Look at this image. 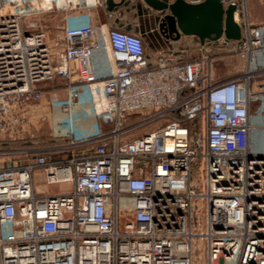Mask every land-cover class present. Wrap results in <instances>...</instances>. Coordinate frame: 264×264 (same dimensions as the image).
<instances>
[{"label":"built area","instance_id":"built-area-1","mask_svg":"<svg viewBox=\"0 0 264 264\" xmlns=\"http://www.w3.org/2000/svg\"><path fill=\"white\" fill-rule=\"evenodd\" d=\"M49 1L0 0V136L30 123L42 84L68 82L63 102L49 100L61 112L52 136L65 142L17 151L37 156L0 168V264H264V154L255 144L264 130V26L240 0H222L237 6L239 41L198 40L192 49L181 38L150 54L142 35L90 15L52 43L32 19L102 0ZM226 61L235 74L216 76ZM86 105L113 129L76 139ZM141 128L149 130L132 134ZM53 150L70 158L54 161ZM37 172L43 184L69 188L38 195Z\"/></svg>","mask_w":264,"mask_h":264},{"label":"crops","instance_id":"crops-1","mask_svg":"<svg viewBox=\"0 0 264 264\" xmlns=\"http://www.w3.org/2000/svg\"><path fill=\"white\" fill-rule=\"evenodd\" d=\"M45 8H49L51 2L49 0H40ZM71 5L77 4L78 0H70ZM119 3L121 0H115ZM241 5L246 7L248 11L249 17V9L257 10L261 9L264 12V0H240ZM159 14L153 12L143 0H125V3L117 8L114 11L110 12L106 7V0H102V4L95 8H79L74 7L70 10H61V9H52L46 14L37 16L32 20L40 22L43 25V22L48 19V22H53L55 19L60 16V23L62 26V30L65 25L69 22H75L77 24H85L91 21L90 15L95 19L96 22L101 25H105V28H122L126 31L136 34L142 35L145 47L148 53L153 54L154 52L166 50L170 46L173 45V42L167 38H165L158 29L159 25ZM156 19L153 21L150 18L155 17ZM47 18V19H46ZM250 21L255 25L264 26V13L259 20L255 21V23ZM45 25V24H44ZM43 25V26H44ZM45 25L44 27H46ZM181 41H189L191 44V48L194 49L196 44L198 43V39L196 37H182ZM181 41L178 45L181 44ZM103 59H105L104 54H97L95 57L96 66L101 67ZM64 95L61 97L59 95H51L50 92L45 93V97L43 102L36 107L35 112H33L30 123L24 128L22 132H20L17 136L13 137L9 136H0V168H4L7 165L11 164L14 166H21L25 164H29V159L26 154L17 153L20 151L19 149H11L4 148L2 144H4V140L7 138L8 140L21 139V135L24 133H30V129H34V124L37 123L41 115L46 116L48 118L49 127L52 129L57 123L58 119L61 116V112L59 110V105L57 104L55 107L50 105L51 98H57L59 102H63L66 98V91H63ZM87 105L79 107L80 112V121L79 127L74 130V135L76 139H85V138H94L98 137L100 133L105 129L102 127V124L99 122L97 118L92 115H87L85 113ZM32 125V127H31ZM34 131V130H33ZM37 131V130H36ZM37 134V133H36ZM34 137V135H32ZM38 137V136H37ZM8 142V141H7ZM9 143V142H8ZM46 147V146H44ZM40 147V148H44ZM31 149V148H28ZM24 150V149H23ZM29 162V163H28ZM41 181H42V173H41ZM42 183V182H41ZM43 184V183H42ZM35 192L38 195H42V193L36 190L34 186ZM43 192V191H42Z\"/></svg>","mask_w":264,"mask_h":264},{"label":"water","instance_id":"water-1","mask_svg":"<svg viewBox=\"0 0 264 264\" xmlns=\"http://www.w3.org/2000/svg\"><path fill=\"white\" fill-rule=\"evenodd\" d=\"M155 13L159 14V32L171 41L182 37H196L201 44L216 41L222 37L239 41L243 28L235 19L237 6L225 5L222 0H205L201 4H190L186 0H143ZM106 0L107 10L112 12L123 5Z\"/></svg>","mask_w":264,"mask_h":264},{"label":"rangeland","instance_id":"rangeland-1","mask_svg":"<svg viewBox=\"0 0 264 264\" xmlns=\"http://www.w3.org/2000/svg\"><path fill=\"white\" fill-rule=\"evenodd\" d=\"M263 11L261 9H257V10H250L249 9V17L251 18V20L255 23V21L259 20L260 17H262L263 15ZM248 14V11H247ZM47 19V18H46ZM60 19L61 17L58 16L55 21L53 22H48V19L46 21L43 22V25H47L46 28L49 31V35H50V39L52 43H56L60 38H62L63 36V30H62V26L60 23ZM151 20H155V17H151ZM44 25V26H45ZM236 64H240V63H244L242 61H236ZM234 63L231 65L230 62H224V66L220 69L216 71V76H223V78H229L232 77L235 72L231 71V67H233ZM67 85V84H66ZM63 91H65V88L62 89H55V90H51V95H59V96H63L64 93ZM38 122L37 123H33L34 124V129H30V133H24L23 135H21V139L17 138L14 139L12 141H29V140H37L35 141V147L40 148V147H44L47 145H51L53 146V144H48L47 141L51 142V139H54V137L52 136L53 133V129H50V125L48 122V118H39L37 119ZM102 127L105 128V131H111L113 129V125L111 124H104L101 123ZM32 127V125H31ZM146 129V130H145ZM34 130V131H33ZM37 130V131H36ZM149 129L147 128H141L139 130H136L134 132H132V134L136 135H141L144 132L148 131ZM37 133V134H36ZM32 135H34V137H32ZM38 136V137H37ZM39 140V141H38ZM4 141H11L8 140L7 138ZM41 143H44V145H41ZM255 144L257 145V152L264 154V130H260L258 132V136L257 139L255 141ZM34 146V145H33ZM23 150V149H21ZM41 173L37 172L34 176V186L36 187V190L40 193H42V195H58L60 194V192L62 191H66L69 188V185L67 183H61V184H57V185H46V184H42L41 183ZM43 191V192H42Z\"/></svg>","mask_w":264,"mask_h":264},{"label":"trees","instance_id":"trees-1","mask_svg":"<svg viewBox=\"0 0 264 264\" xmlns=\"http://www.w3.org/2000/svg\"><path fill=\"white\" fill-rule=\"evenodd\" d=\"M66 84L68 85V82L64 78H62L61 76H57L55 80L42 84L40 86V89L44 93H46V92H50L51 90L66 88L67 87ZM35 141L37 140L35 139V140H29V141H8L9 143L7 141H4L3 142L4 144L2 145L4 148L19 149V150L28 149V148H37L35 147V144H36ZM64 142L65 141L60 138L51 139V142L47 141L48 144H53V146L62 144ZM41 145H44V143H41ZM49 146L47 145V147ZM50 153L52 155V160L54 161H66L70 158V154H71L70 150H53ZM26 155L29 159V162L33 163L36 159L37 153L31 152Z\"/></svg>","mask_w":264,"mask_h":264}]
</instances>
